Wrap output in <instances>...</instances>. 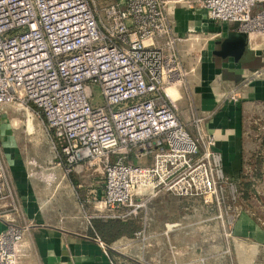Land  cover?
<instances>
[{
	"label": "built area",
	"instance_id": "2783aa9c",
	"mask_svg": "<svg viewBox=\"0 0 264 264\" xmlns=\"http://www.w3.org/2000/svg\"><path fill=\"white\" fill-rule=\"evenodd\" d=\"M193 1L211 24L239 23L250 44L264 39V0ZM181 41L168 0H0V221L6 224L0 264H18L29 231L5 148V108L13 105L28 119L42 118L67 176L79 166L104 175L105 194L96 205L106 218L140 220L164 192L195 202L207 215L218 210L225 223L237 188L216 134L203 132ZM94 87L103 105L93 102ZM177 88L191 102L196 139L179 119Z\"/></svg>",
	"mask_w": 264,
	"mask_h": 264
},
{
	"label": "crops",
	"instance_id": "0c3cea01",
	"mask_svg": "<svg viewBox=\"0 0 264 264\" xmlns=\"http://www.w3.org/2000/svg\"><path fill=\"white\" fill-rule=\"evenodd\" d=\"M168 1L172 3L175 32L183 39L178 48L193 103L205 117L203 132L216 134L218 147L225 157L226 174L237 180L247 152L244 101H264V39L250 44L234 24H211L197 1ZM217 34L221 36L216 37ZM230 34H241L243 38L238 51L227 55L223 44ZM157 41L159 47L166 49L165 39ZM259 74L263 77L248 82ZM231 91H237L240 96L247 94L248 98L241 97L239 103L222 106ZM175 95L179 119L196 139L198 131L188 94L183 88H177ZM52 154L49 159L59 169L49 172L48 177L54 176L53 180L59 184L44 188L41 182L29 183L20 156H8L21 202V221L29 224L20 246L18 264H197L202 257L206 260L203 264H264V228L259 223L242 216L232 235H228L225 223L219 222L214 236L212 225L204 227V232L209 234L204 236V250L198 252L195 229L191 225L205 223L202 218L196 221L195 215L200 213L205 218L207 213L193 201L180 200L164 192L149 203L138 220L144 235L121 237L104 250L100 239L92 235L94 221L113 220L106 218L108 212L96 205L105 194V185L100 186L102 178L85 166H79L72 176H67L57 164L54 151ZM86 179L92 182L91 187L83 186ZM5 227L1 220L0 233Z\"/></svg>",
	"mask_w": 264,
	"mask_h": 264
},
{
	"label": "rangeland",
	"instance_id": "374dc122",
	"mask_svg": "<svg viewBox=\"0 0 264 264\" xmlns=\"http://www.w3.org/2000/svg\"><path fill=\"white\" fill-rule=\"evenodd\" d=\"M109 1H116V0H109ZM255 10L254 13H256ZM263 75H257L248 82L252 80H259ZM189 82V80H188ZM247 82V84H248ZM237 91H231L225 96L223 100L224 106L225 104L229 103L236 104L241 101L242 98H248L247 94L243 96L237 95ZM93 102L96 105H103V99L100 96V90L98 87L93 88ZM245 105V114L243 115V123H244V134H245V141L244 144L246 145L247 152L245 153V169L247 172L253 171L256 167L262 173V178L257 180L256 190L258 191V198L256 202L253 204V207H247L243 204L240 205L237 203L227 202V212L223 211L225 215V225L228 229V235L233 234V229L236 222L242 217L247 216L250 219H253L255 222H261L264 225V101H244ZM221 106V107H222ZM5 116L8 117L9 123L4 126V136L5 141V148L8 152V156H20L22 159V165L24 172H26L27 180L29 183L37 181L41 182L43 188L47 186H58L59 182L53 180L54 176L48 177L49 172H54L57 170L56 162L54 160L49 159V156H52V151H54L50 139L45 131V127L43 125V120L38 115H32L28 119L26 111L22 109L19 105H13L5 108ZM30 120L31 123V131L29 135L27 132L25 133L23 130V124H25L26 120ZM17 124V126H12ZM9 134V136H6ZM6 134V135H5ZM53 175V173L51 174ZM101 178L100 186L105 185V178L104 175L98 174ZM72 176V175H71ZM84 181V179H83ZM236 182V181H234ZM69 183V182H68ZM92 182L89 179H86L83 183L84 187H91ZM69 185H71L69 183ZM41 186V187H42ZM36 187V186H35ZM101 196V198H103ZM92 199V198H89ZM224 210V209H223ZM220 212L215 211L211 212L205 218L200 217V213H197L195 216V220L199 221L200 218L204 219V222H196L194 225V238L196 244V250L198 252H202L204 250L203 246L205 243L203 242L204 236L209 234L207 231L204 232V227L212 225L211 235H216L218 231L219 220L216 216L219 215ZM199 215V216H198ZM198 219V220H197ZM208 222V223H207ZM207 229V228H206ZM215 244L213 243V246ZM215 252V251H214ZM218 256V255H216ZM202 257V256H201ZM206 260L204 258H198L197 264H203Z\"/></svg>",
	"mask_w": 264,
	"mask_h": 264
},
{
	"label": "trees",
	"instance_id": "16d2710c",
	"mask_svg": "<svg viewBox=\"0 0 264 264\" xmlns=\"http://www.w3.org/2000/svg\"><path fill=\"white\" fill-rule=\"evenodd\" d=\"M223 159L225 163V157H223ZM225 172L227 173L226 170ZM260 178H262L261 171L256 167L253 171L247 172L245 169V162L243 161L239 178L237 180L232 179L233 181H236L234 183L237 188V202L242 206L243 204L246 205L245 209L247 207H253L252 209H254L253 204L256 202L259 194L256 190V185L257 180ZM258 223L264 228V225H262L261 222ZM141 230V222L138 220L123 221L113 219L110 221H104L103 219H98L93 223L92 235L98 237L107 247H109L119 238L126 236L133 237Z\"/></svg>",
	"mask_w": 264,
	"mask_h": 264
},
{
	"label": "water",
	"instance_id": "95a60500",
	"mask_svg": "<svg viewBox=\"0 0 264 264\" xmlns=\"http://www.w3.org/2000/svg\"><path fill=\"white\" fill-rule=\"evenodd\" d=\"M234 25H235V29L238 31L239 23H235ZM241 34H230L228 36V39L223 44L224 54L231 55L238 51V49L242 44L243 35Z\"/></svg>",
	"mask_w": 264,
	"mask_h": 264
},
{
	"label": "bare ground",
	"instance_id": "6f19581e",
	"mask_svg": "<svg viewBox=\"0 0 264 264\" xmlns=\"http://www.w3.org/2000/svg\"><path fill=\"white\" fill-rule=\"evenodd\" d=\"M242 245V244H241ZM243 246V245H242ZM248 246V245H247ZM243 249V248H242ZM137 251V250H136ZM138 259V258H137Z\"/></svg>",
	"mask_w": 264,
	"mask_h": 264
}]
</instances>
